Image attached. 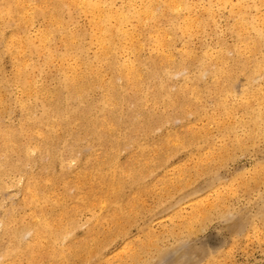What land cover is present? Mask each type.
I'll use <instances>...</instances> for the list:
<instances>
[{
    "label": "rangeland",
    "instance_id": "obj_1",
    "mask_svg": "<svg viewBox=\"0 0 264 264\" xmlns=\"http://www.w3.org/2000/svg\"><path fill=\"white\" fill-rule=\"evenodd\" d=\"M0 264H264V0H0Z\"/></svg>",
    "mask_w": 264,
    "mask_h": 264
},
{
    "label": "bare ground",
    "instance_id": "obj_2",
    "mask_svg": "<svg viewBox=\"0 0 264 264\" xmlns=\"http://www.w3.org/2000/svg\"><path fill=\"white\" fill-rule=\"evenodd\" d=\"M92 7H96L95 5L92 4ZM258 16V15H257ZM102 27H100L101 31H102V37H101V40L102 41H105L107 43H112L113 39H112V36L114 35V31L112 30V28L110 26H105V25H100ZM99 29V30H100ZM98 40H100L98 38ZM80 79V78H79Z\"/></svg>",
    "mask_w": 264,
    "mask_h": 264
}]
</instances>
